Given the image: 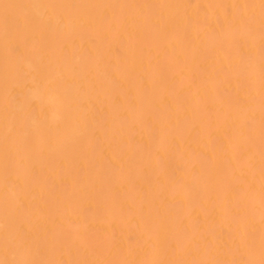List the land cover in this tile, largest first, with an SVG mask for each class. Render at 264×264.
Returning a JSON list of instances; mask_svg holds the SVG:
<instances>
[{"label": "bare ground", "instance_id": "1", "mask_svg": "<svg viewBox=\"0 0 264 264\" xmlns=\"http://www.w3.org/2000/svg\"><path fill=\"white\" fill-rule=\"evenodd\" d=\"M0 264H264V0H0Z\"/></svg>", "mask_w": 264, "mask_h": 264}, {"label": "rangeland", "instance_id": "2", "mask_svg": "<svg viewBox=\"0 0 264 264\" xmlns=\"http://www.w3.org/2000/svg\"><path fill=\"white\" fill-rule=\"evenodd\" d=\"M217 35H218V34H217ZM99 80H100V79H99ZM101 80H102V82L106 81V79H105L104 77H102ZM127 115H128V114H127V112H126V113H124L123 116H127ZM130 129H131V130H130ZM132 129H133V127H130V126L128 125V126H123V127L121 126V127L117 128L115 132H114L113 130H111V131H109V130H105L106 132H105L104 136L107 137V138L105 137V138H106L105 141H106V142H114L116 139H118L119 136L125 134L127 131H132ZM133 131H134V134H136V129L133 130ZM160 153H162V152H160ZM160 153H159V154H160ZM160 157L163 158V156H160ZM191 187H192V186H191ZM186 189L189 190L190 187H187ZM62 191H63L64 194H66L69 190H68L67 186H64V187L62 188ZM226 197H228V196H223L222 199H224V198H226ZM137 241H138V240H137ZM137 241H136V242H137ZM154 253H155L154 251H149V252L147 253L148 256H146V258L149 259V260H154V259H156V255H155ZM154 255H155V257H154Z\"/></svg>", "mask_w": 264, "mask_h": 264}]
</instances>
